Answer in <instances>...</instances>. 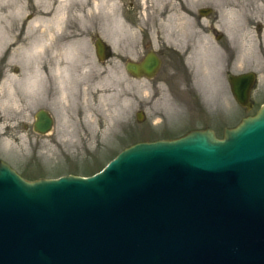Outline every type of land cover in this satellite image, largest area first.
<instances>
[{
  "label": "water",
  "instance_id": "water-1",
  "mask_svg": "<svg viewBox=\"0 0 264 264\" xmlns=\"http://www.w3.org/2000/svg\"><path fill=\"white\" fill-rule=\"evenodd\" d=\"M161 65L150 51L126 70L152 79ZM257 79L229 77L247 110ZM34 127L50 132L52 115ZM0 264H264V104L222 138L205 127L137 142L91 176L31 181L0 159Z\"/></svg>",
  "mask_w": 264,
  "mask_h": 264
},
{
  "label": "rangeland",
  "instance_id": "rangeland-1",
  "mask_svg": "<svg viewBox=\"0 0 264 264\" xmlns=\"http://www.w3.org/2000/svg\"><path fill=\"white\" fill-rule=\"evenodd\" d=\"M113 1L116 3L113 8L109 7V1L100 6H94L95 0L65 1L66 15L73 16L79 23V30L88 35L78 46L94 48L91 43L99 36L112 51V57L101 61L95 58V49L84 48L77 54L80 61L71 63L66 60L70 56L57 46L61 22L54 27V46L46 52L42 63L46 66L59 59L71 65L67 74L71 75L68 76L72 83L64 100L56 97V81L54 75L47 74L48 69H45L47 82L42 94L29 96L25 92L19 102L14 103L12 99H5V90L0 93V159L27 180L69 174L90 176L132 144L177 138L192 129L211 127L223 137L227 127L237 126L264 104V76L258 78L253 91L255 105L247 110L235 100L228 77L215 75L224 72L219 70V65L227 60L223 52L224 40H210L204 36L202 28H198L197 13L202 7L212 8L217 13L222 7H237L244 27L248 28L242 38V57L236 70L247 66L263 69L264 0ZM136 7L140 8L137 12ZM170 7L188 11L190 16L196 15L184 38L165 30L159 21ZM115 15L136 31L135 36H126L117 46L111 44L108 33ZM149 19L153 30L148 33L145 23ZM214 19V16L210 18ZM218 32L223 30L218 27ZM199 45L206 47L200 68L188 60V52L193 47L191 51H195ZM151 50L165 52L164 64L157 76L148 79L129 74L126 62L140 61ZM202 75L208 77L209 85L203 83ZM100 94L108 95L104 103L107 117L99 109ZM175 101L182 107L178 112L172 104ZM41 109H48L56 116V125L48 134H38L32 127ZM139 111L144 114L142 121L136 115ZM65 112L68 118L63 120V126L60 125L61 113ZM109 125L111 133H108ZM48 147L53 148L49 158L46 157Z\"/></svg>",
  "mask_w": 264,
  "mask_h": 264
},
{
  "label": "bare ground",
  "instance_id": "bare-ground-1",
  "mask_svg": "<svg viewBox=\"0 0 264 264\" xmlns=\"http://www.w3.org/2000/svg\"><path fill=\"white\" fill-rule=\"evenodd\" d=\"M65 1L67 0H55V3L53 0H0V63L3 62V66H0L2 69L0 93L2 94L5 90L6 100L12 99L14 103H18L19 97L21 99L25 92L29 96L42 94L46 89L47 82L45 69H48L47 74L54 75L56 97L61 100L67 97L72 83L68 76L70 74H67L71 65L59 59H54L46 66L42 63L46 52L54 46L53 28L58 27L66 15ZM106 1L110 2V8L115 7L116 3L113 0H95L94 6L103 5ZM229 13L230 11L224 13L222 9H219V16ZM191 17L188 11L170 7L159 21L164 25L165 30L184 38L191 30L190 25L193 22V17ZM108 28L111 44L114 46H117L126 36L136 35L135 29L126 26L119 15L114 16L111 26ZM85 39L86 37H82L73 45L83 44ZM180 42L182 43V41ZM71 47L70 45L63 46V51L68 56L72 54ZM205 49L204 45H199L195 51L190 50L188 52L189 62L196 63L200 68L204 61L202 52ZM202 77L203 83L209 85L208 77L206 78L205 75ZM107 97V94H100L99 97V109L105 117H107V111L105 112L104 103ZM172 104L177 112L182 109L177 101ZM67 118L66 112L61 113L60 125L64 126L63 120H67ZM115 124L118 125L119 122L116 121ZM111 129V125H109L108 133H111ZM52 151V147L47 148V158L51 157Z\"/></svg>",
  "mask_w": 264,
  "mask_h": 264
},
{
  "label": "flooded vegetation",
  "instance_id": "flooded-vegetation-1",
  "mask_svg": "<svg viewBox=\"0 0 264 264\" xmlns=\"http://www.w3.org/2000/svg\"><path fill=\"white\" fill-rule=\"evenodd\" d=\"M235 3L237 5L238 1H235ZM132 5H133V3L131 2V6ZM222 8H223L222 11L224 13H226L228 11H230V13L227 15L219 16V13L215 12L212 8H209V7H202V8L197 9V11H198L197 13L199 15L198 16L199 17L198 18L199 19L198 28L199 29H200V27L202 28L201 30L203 31V35L208 37L210 40H213V38L224 40L223 52H224V56L227 58V60L225 61L224 65H219V70L220 71L223 70L224 72L223 73L216 72L215 75L220 76V77H221V75H223L224 77L226 76V77H228V80H229V77L231 74H242V73H248V72H255L258 78L261 76H264V68L261 69V68H257L254 66H247L245 68H241L240 70L239 69L236 70V67L238 68L240 65L238 63L242 57V52H241V49L243 48L242 47V38H243L244 32L247 31L248 26L244 27L243 18L240 14H238L237 10H239V9H237V7H234V8L233 7H230V8L222 7ZM139 10H140L139 7L135 8V12H137ZM203 10H209V13L205 15V14H203ZM68 15H65L64 19L61 21V24H62V25H60L61 29H59V31L57 32L59 34L58 35L59 36V42L57 43L58 49L60 47H62V49H63L64 45L72 46L70 49L72 51V54L70 55V57L66 58V60L70 61L73 64L80 61V57H78L77 54L79 55V51L81 49H84V48L85 49L90 48V49H93V51L95 49V51L93 53L96 55L95 58L97 57L99 59L98 54H97V48H96V42H97V39L99 38V36L96 37L95 42L91 43L92 45L95 46L94 48L91 45L87 46V47L74 46L73 44L75 43V41H77L78 39H80L82 37H88V35L82 31H80L79 30V27H80L79 23H77V21L74 19L73 16L69 17ZM195 16H196L195 14H192V17L194 19H195ZM212 16L215 17V19L213 21L210 20V18H212ZM130 19L132 20V16H130ZM204 20H206V21H204ZM208 20H209V23H208ZM218 27H220L223 30V32H218ZM145 29H147L148 33L151 32V30H153L151 19H149L145 23ZM146 45L150 46V43H147ZM73 50H74V52H73ZM156 53L161 58L162 65H163L164 59H165V52L161 51V52H156ZM146 54H144V57ZM261 55H264V48H263V51L261 52ZM105 56L107 58L112 57V51L107 47L106 44H105ZM77 65H79V64H77ZM162 65H161V68H162ZM161 68H160V70H161ZM160 70H159V72H160ZM45 110L50 112L51 115L53 116V128H54V126L56 125V121H57L56 116L52 113V111H50L48 109H45ZM256 113H254V114H256ZM35 117H36V115H35ZM35 122H36V120L33 122L32 127H33V130L35 132H37L35 130V127H34ZM38 134H41V133H38Z\"/></svg>",
  "mask_w": 264,
  "mask_h": 264
}]
</instances>
